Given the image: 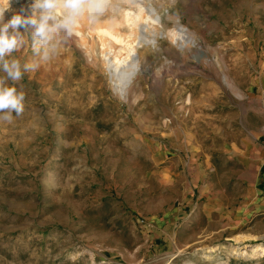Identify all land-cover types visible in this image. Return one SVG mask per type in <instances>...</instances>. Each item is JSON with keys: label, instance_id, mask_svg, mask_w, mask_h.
<instances>
[{"label": "rangeland", "instance_id": "obj_1", "mask_svg": "<svg viewBox=\"0 0 264 264\" xmlns=\"http://www.w3.org/2000/svg\"><path fill=\"white\" fill-rule=\"evenodd\" d=\"M30 2H11L5 19ZM107 7L98 20L140 9L152 19L137 30L142 70L122 96L102 59L90 58L73 34L15 83L24 110L0 121V264H264L257 251L264 215H231L228 224L216 214L176 213L192 176L220 188L221 172L234 180L241 170L217 159L213 174L203 155L207 136L264 111V0H112ZM174 31L182 49L171 42ZM25 39L12 54L22 63L34 58ZM180 131L204 146H195L193 159L185 151L188 164L178 167L154 146ZM236 189L230 185L233 211L241 205ZM149 226L171 240L156 245Z\"/></svg>", "mask_w": 264, "mask_h": 264}, {"label": "crops", "instance_id": "obj_2", "mask_svg": "<svg viewBox=\"0 0 264 264\" xmlns=\"http://www.w3.org/2000/svg\"><path fill=\"white\" fill-rule=\"evenodd\" d=\"M252 116L250 120L240 118L238 128L231 127L229 130L207 136L206 139L210 147L203 158L210 169L213 166L211 169L214 170L213 174H219L216 170L218 162L216 160L223 159L225 167L235 163L241 169L236 178L233 180L228 172H221L223 187L219 188L214 186L206 175L192 176L191 188L183 195L181 207L176 209L177 215L184 216L201 211L205 215L216 214L228 224L232 221L226 218L231 215H235L236 221L252 214L255 217L264 215V111L255 112ZM165 138L166 140L155 144L154 148L162 158L165 155L169 160L175 161L178 167L188 164L184 159L185 151L193 159L196 155V152H192L195 146H204L202 140L195 139L196 137L188 132H172L166 134ZM173 151L175 156H168V153L172 154ZM232 156L236 158L232 159ZM165 174L168 173H163ZM185 179L188 177L185 176ZM163 180L166 183L170 182L166 178ZM233 183L240 193L237 200L241 201V205L235 211L228 204L231 200L230 185ZM148 232L151 233L154 243L160 247H164L171 240L165 229L149 226Z\"/></svg>", "mask_w": 264, "mask_h": 264}, {"label": "clouds", "instance_id": "obj_3", "mask_svg": "<svg viewBox=\"0 0 264 264\" xmlns=\"http://www.w3.org/2000/svg\"><path fill=\"white\" fill-rule=\"evenodd\" d=\"M11 0H0V121L11 123L12 113L24 110L25 94L14 86L26 73L37 71L41 62L57 54L63 40L70 37L87 15L95 19L103 14L105 0H31L27 9L5 19ZM30 41L33 59L22 63L12 54ZM9 81L12 84H9Z\"/></svg>", "mask_w": 264, "mask_h": 264}, {"label": "bare ground", "instance_id": "obj_4", "mask_svg": "<svg viewBox=\"0 0 264 264\" xmlns=\"http://www.w3.org/2000/svg\"><path fill=\"white\" fill-rule=\"evenodd\" d=\"M16 1L18 0H11V2ZM111 2L112 0H105V10ZM152 12L153 21L160 24L161 16L154 11ZM151 20L143 12V9L138 12L125 10L120 19L107 21L97 18L89 19L85 15L73 33L79 46L85 50L90 58L102 59L103 65L108 68L110 80L115 90L122 96L128 95L131 85L142 70V58L139 55V49L142 46L144 35L143 33L138 35L137 30H145ZM158 36L159 34H157ZM170 36L173 44L181 49L184 47L177 32H172ZM156 42L158 41L155 39L153 43ZM192 44L195 45L194 42ZM187 101L191 102V99L188 98ZM257 251L264 252V247H258Z\"/></svg>", "mask_w": 264, "mask_h": 264}]
</instances>
